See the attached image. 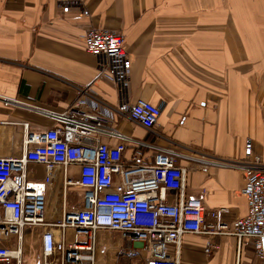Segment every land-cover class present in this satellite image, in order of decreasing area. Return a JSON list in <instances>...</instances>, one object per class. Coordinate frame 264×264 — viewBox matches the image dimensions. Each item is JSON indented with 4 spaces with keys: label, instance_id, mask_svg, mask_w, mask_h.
Segmentation results:
<instances>
[{
    "label": "crops",
    "instance_id": "crops-1",
    "mask_svg": "<svg viewBox=\"0 0 264 264\" xmlns=\"http://www.w3.org/2000/svg\"><path fill=\"white\" fill-rule=\"evenodd\" d=\"M64 1L69 4L67 11L62 9ZM217 3L0 0V156L23 154L32 147L24 144L27 132L56 126L44 110L64 111L87 98L93 106L92 100L96 101L97 113L108 111L119 133L177 153L176 164L187 171V193L204 192L207 223L215 226L244 216L243 171L232 163L244 156L247 138L253 154L264 161V0H255L258 17L252 35L246 30L241 37H217L211 22L201 33L197 11L210 12ZM250 3L253 0H242L238 9L249 10ZM89 28L123 35L131 61L123 91L103 75L98 58L86 51L83 39ZM137 99L163 105L152 131L130 120L121 107L124 101L132 104ZM101 138L110 145L117 142ZM135 149L134 143L127 144L124 162H129ZM143 151L151 162L153 149L143 147ZM78 171L76 165L65 172L60 167L52 171L44 225H26L21 238L12 234L0 239V247L20 249L21 264H38L42 233L51 230L57 235L56 224L64 214L82 207L84 188L64 186V178L76 180ZM45 175L43 165L29 166L28 179L43 180ZM166 198L172 200L169 194ZM211 212H217V217H211ZM102 234L98 232V239ZM206 241L219 248L206 254ZM236 263L233 236L182 237L180 264ZM0 264H16V259ZM239 264L249 261L240 257Z\"/></svg>",
    "mask_w": 264,
    "mask_h": 264
},
{
    "label": "built area",
    "instance_id": "built-area-1",
    "mask_svg": "<svg viewBox=\"0 0 264 264\" xmlns=\"http://www.w3.org/2000/svg\"><path fill=\"white\" fill-rule=\"evenodd\" d=\"M63 11L69 4L64 1ZM86 51L98 58V67L108 80L123 91L128 84L131 61L124 49L122 34L89 28L85 33ZM87 98L77 100L64 111L44 110L56 126L40 133L27 132L25 145H32L19 156H0V239L12 234L21 238L26 225H44L47 186L54 168L79 167L77 179L64 178V186L84 188L82 207L64 214L56 224L59 233L46 230L41 235L38 264H96L98 232H117L122 240L123 258L142 256L145 264H180V246L185 234L229 235L236 239V257L249 264H264V161L253 154L247 138L244 156L232 166L243 171L242 193L247 213L230 223L213 225L205 221L204 192L187 193L186 169L176 164L177 153L133 140L116 131L108 111L99 114ZM89 102V104H88ZM85 106H89L86 109ZM162 104L144 99L121 107L130 120L152 131ZM117 140L114 145L101 136ZM136 149L129 162L123 153L127 144ZM143 147L153 149L147 162ZM41 164L43 180L28 179L30 165ZM231 165V164H229ZM172 196L169 201L166 195ZM224 210V209H222ZM210 216L217 217V212ZM71 235L67 236V230ZM218 244L206 241L203 250L210 254ZM20 249L0 247V262L13 257L21 264Z\"/></svg>",
    "mask_w": 264,
    "mask_h": 264
},
{
    "label": "rangeland",
    "instance_id": "rangeland-1",
    "mask_svg": "<svg viewBox=\"0 0 264 264\" xmlns=\"http://www.w3.org/2000/svg\"><path fill=\"white\" fill-rule=\"evenodd\" d=\"M218 2L210 12L201 9L197 11V17L201 19V33L204 32L203 28L206 29L207 22H211V27L216 31L217 37H226L228 34L232 37H241V32L246 33V30L251 36L250 31L255 30L254 25L258 17L255 0L249 4V10L238 9L242 0H218ZM100 231H103V234L99 236V239L97 237L96 264H145L142 256L131 259L122 257L120 253L122 240L117 232L107 229Z\"/></svg>",
    "mask_w": 264,
    "mask_h": 264
}]
</instances>
